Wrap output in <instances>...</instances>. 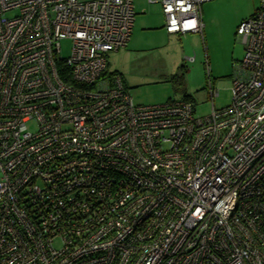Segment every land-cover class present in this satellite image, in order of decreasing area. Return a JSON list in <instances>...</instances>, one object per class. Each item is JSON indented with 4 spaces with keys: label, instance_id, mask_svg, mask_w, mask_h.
I'll list each match as a JSON object with an SVG mask.
<instances>
[{
    "label": "built area",
    "instance_id": "2783aa9c",
    "mask_svg": "<svg viewBox=\"0 0 264 264\" xmlns=\"http://www.w3.org/2000/svg\"><path fill=\"white\" fill-rule=\"evenodd\" d=\"M146 1L185 35L212 0ZM259 1L230 104L196 118L190 101L135 104L107 72L132 0H0V264H264Z\"/></svg>",
    "mask_w": 264,
    "mask_h": 264
},
{
    "label": "rangeland",
    "instance_id": "374dc122",
    "mask_svg": "<svg viewBox=\"0 0 264 264\" xmlns=\"http://www.w3.org/2000/svg\"><path fill=\"white\" fill-rule=\"evenodd\" d=\"M132 3L135 16L129 41L124 49L108 53L107 61L108 71L119 72L131 87L133 102L154 106L187 96L196 118L209 116L212 106L216 110L227 107L234 68L244 55L237 29L255 13L260 1L212 0L202 4L201 34L182 40V48H168L160 5L146 0ZM71 46L70 40L60 42L61 58L70 56ZM175 74L182 78L181 85L168 81L169 75ZM209 86L217 91L212 102Z\"/></svg>",
    "mask_w": 264,
    "mask_h": 264
},
{
    "label": "crops",
    "instance_id": "0c3cea01",
    "mask_svg": "<svg viewBox=\"0 0 264 264\" xmlns=\"http://www.w3.org/2000/svg\"><path fill=\"white\" fill-rule=\"evenodd\" d=\"M162 14V13H161ZM163 17V16H162ZM164 27V19H163V25L161 28ZM143 28H146V27H143ZM133 29V28H132ZM165 29V28H164ZM132 33V32H131ZM164 33V37L167 38V44H168V48H182L181 47V41L182 40H186L187 38L189 37H195V35H199V34H185V35H180V34H168L166 31L165 32H162ZM167 47V45H165ZM165 47V48H166ZM107 72L109 74H118L124 84V86L126 87V89L129 91V89L131 87H129L127 81L125 80V78L123 77V75H121L119 72L117 71H108V61H107ZM172 76V75H169V77ZM169 77H168V81H169ZM171 100V99H170ZM143 106V105H142ZM155 106V105H154Z\"/></svg>",
    "mask_w": 264,
    "mask_h": 264
},
{
    "label": "trees",
    "instance_id": "16d2710c",
    "mask_svg": "<svg viewBox=\"0 0 264 264\" xmlns=\"http://www.w3.org/2000/svg\"><path fill=\"white\" fill-rule=\"evenodd\" d=\"M182 81V78L179 76V74H175V75H172L170 78H169V82L171 84H174V85H181V82ZM174 87V86H173ZM185 101H190V98L185 96L184 98Z\"/></svg>",
    "mask_w": 264,
    "mask_h": 264
}]
</instances>
